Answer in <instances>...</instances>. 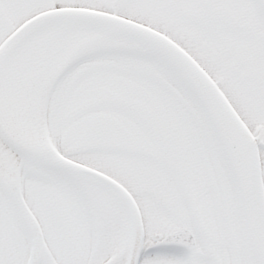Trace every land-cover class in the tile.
<instances>
[{
	"label": "snow or ice",
	"instance_id": "obj_1",
	"mask_svg": "<svg viewBox=\"0 0 264 264\" xmlns=\"http://www.w3.org/2000/svg\"><path fill=\"white\" fill-rule=\"evenodd\" d=\"M0 264H264V0H0Z\"/></svg>",
	"mask_w": 264,
	"mask_h": 264
}]
</instances>
